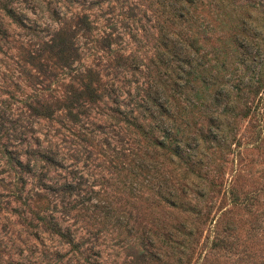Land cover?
Segmentation results:
<instances>
[{"label":"rangeland","instance_id":"rangeland-1","mask_svg":"<svg viewBox=\"0 0 264 264\" xmlns=\"http://www.w3.org/2000/svg\"><path fill=\"white\" fill-rule=\"evenodd\" d=\"M0 264H264V0H0Z\"/></svg>","mask_w":264,"mask_h":264}]
</instances>
